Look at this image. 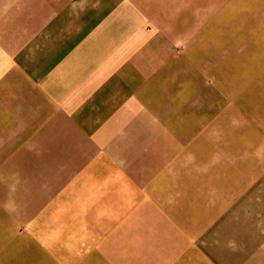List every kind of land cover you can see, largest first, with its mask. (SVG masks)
I'll use <instances>...</instances> for the list:
<instances>
[{"label": "crops", "instance_id": "0c3cea01", "mask_svg": "<svg viewBox=\"0 0 264 264\" xmlns=\"http://www.w3.org/2000/svg\"><path fill=\"white\" fill-rule=\"evenodd\" d=\"M259 50L264 0H0V264H264L226 182Z\"/></svg>", "mask_w": 264, "mask_h": 264}, {"label": "rangeland", "instance_id": "374dc122", "mask_svg": "<svg viewBox=\"0 0 264 264\" xmlns=\"http://www.w3.org/2000/svg\"><path fill=\"white\" fill-rule=\"evenodd\" d=\"M264 51L259 50L256 55L245 56L243 65L237 67V81L230 85L229 80L225 85L227 90L237 87L240 96L233 102L237 105V117H228L226 122H235L231 132L237 140L242 142V152H238L236 161L240 168L242 164V177L238 176L233 183L226 179L227 186L241 188L238 201L253 204L259 218L264 217ZM249 60V61H247ZM242 64V63H241ZM228 77V74H227ZM230 97H228V101ZM223 133V132H222ZM228 138V131L225 130ZM238 146V149L240 147ZM248 158V159H247ZM254 160L250 163L248 160ZM225 171H232L233 160H226ZM224 168V167H223ZM221 171H224L223 169ZM239 172V171H238ZM242 198V199H241ZM259 207V209H258Z\"/></svg>", "mask_w": 264, "mask_h": 264}]
</instances>
